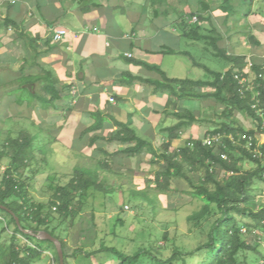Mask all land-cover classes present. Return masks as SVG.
I'll use <instances>...</instances> for the list:
<instances>
[{
	"label": "trees",
	"instance_id": "obj_1",
	"mask_svg": "<svg viewBox=\"0 0 264 264\" xmlns=\"http://www.w3.org/2000/svg\"><path fill=\"white\" fill-rule=\"evenodd\" d=\"M236 1L247 2L245 3L249 5L247 10L250 11L253 0H220L217 9L229 17L233 15L231 13L236 12V8L233 7ZM197 5L196 11L178 16L174 25L180 38L202 44L203 48L214 57L229 63V67L223 72L213 71L196 62L189 52L183 51L180 53L191 58L193 66L202 68L208 74L207 80L168 78L158 66L150 65L147 67L158 73L161 79L143 81L152 86L154 91L168 92L177 99L213 98L225 105L223 111L225 116L231 117L236 113L245 115L252 120L254 128L245 131L231 123L222 122L219 128L206 134L207 136L224 134L226 136L223 139L224 148L203 146L201 140L192 139L177 150H172L169 142L163 143L161 152L157 154L163 165L155 176L156 188L165 192L170 188L173 179L181 178L192 188L191 196L203 203L202 207L188 216L187 220L195 228H200L203 221H209L212 214L216 213L215 219L209 222L205 242L188 252L174 250L164 259L151 248H140L129 255L101 242L97 250H78L82 254V259L88 264H102L97 259L98 255L107 258L103 264H144V262L187 264L196 255L201 256L198 264H242L238 257L239 253L245 251L257 253L255 247L242 239V228L237 217L250 219L255 231L264 230V207L255 211L247 206L253 200L254 183L261 182L264 185L262 180L264 143L258 144L256 140V136L264 134V63L254 62L250 72H246L245 56L227 54V51L219 46L222 36L211 24V14H208L212 10L210 3L206 0H197ZM6 8L7 13L1 25L6 30L13 28L18 31V24L11 16L12 4L6 3ZM193 17L197 20L192 23L190 20ZM206 23L209 28H204ZM18 38L22 40L24 48L27 45L32 48V58L40 54L35 39L29 38L24 32L18 33ZM249 38L252 40L254 37L249 36ZM168 52L174 53L173 50ZM32 58L29 61L25 56L17 71L9 74L8 78L0 77V83L9 81L12 89L8 95L14 96V103L18 106H39L44 111L59 109L68 87H59L53 73L41 68L40 65L38 71H34ZM242 77H246L248 83L241 85L239 79ZM36 86H39L38 92H35ZM204 87L213 88V91L201 94L199 90ZM59 104L61 105L58 106ZM173 115L178 122L166 129L170 133L169 139L176 137V131L182 127L199 120L193 112L187 110ZM93 118L94 123L81 132L79 139L86 133L102 129L104 119L95 116ZM114 126L116 130L108 139L93 134L88 146L92 147L99 141H106L123 147L111 154L99 149L98 152L103 158L102 160L93 158L92 168L75 167L65 184L54 187L47 209L45 205L33 200L29 193L28 182L31 177L26 174L33 172L34 152L45 153L46 146L39 143L40 134L51 129L46 127L45 130L40 126L41 132L30 133L20 130L15 137L6 135L0 150V159L7 160L6 167L0 174V206L5 207L0 209V264H31L39 259L42 251L53 252V263L59 264L53 243L22 233L15 223L14 216L18 218L22 229L32 231L34 234L44 231L58 239L62 246L64 264H69V258L78 251L69 252L68 246L57 233L58 225L67 224L70 227L73 225L90 191L107 193L100 178V172L111 169L106 158L108 156L114 160L121 156L129 158L141 155L143 152L156 154L152 145L139 137L128 124L114 121ZM1 133L0 131V136ZM228 135L234 137L235 143L227 138ZM243 136L252 138V148H256L259 155H254L245 148L246 141L242 139ZM221 154H225L227 159L223 160ZM244 162L252 164L253 169L244 170L242 165ZM220 173L223 174L221 178H219ZM195 174L199 176L197 182L193 179ZM55 222L57 224L52 226ZM40 243L46 244L44 250ZM89 243L91 244V241Z\"/></svg>",
	"mask_w": 264,
	"mask_h": 264
},
{
	"label": "crops",
	"instance_id": "obj_2",
	"mask_svg": "<svg viewBox=\"0 0 264 264\" xmlns=\"http://www.w3.org/2000/svg\"><path fill=\"white\" fill-rule=\"evenodd\" d=\"M6 1L12 4L11 16L18 24V31L10 28L15 45H22L18 38L21 32L36 40L40 52L36 58H32V48L28 45L24 48L26 58L33 59V70L38 71L40 65L53 73L59 87H68L62 106L59 104V109L49 110L56 114L53 117L56 122L65 118L75 120L66 123L63 132L68 135V129L78 130L75 138H66L71 141V150L78 152L82 146H87L93 134L108 139L116 130L114 121L128 124L152 145L154 151L166 142L172 150H177L189 140H200V127L192 124L182 127L176 131V137L169 139L170 133L166 129L178 122L173 114L188 110L186 103L191 100L154 91L143 81L161 79L147 67L150 65L158 66L168 78L184 79L170 74L169 64L173 60L166 57L181 56L184 40L174 24L181 14L198 9L197 0ZM206 1L212 8L208 13L211 24L222 36L219 46L227 54L242 55L261 64L259 53L264 50V40L255 38L256 33L253 35L252 31L260 26L258 31L264 37V12L260 11L258 15L256 9L264 6V0H253L249 12L247 2L236 1L233 3L236 12L229 17L217 9L220 0ZM61 28L70 33L54 41L53 32ZM204 28L209 25L204 24ZM249 36L254 38L250 40ZM244 38L249 40V45ZM111 97L114 103L109 102ZM94 116L104 119L102 129L86 133L79 139L81 132L94 123ZM169 118L175 121L170 122ZM58 127L63 128V125ZM98 143L105 145L97 146ZM92 147L95 152L110 148L108 153L111 154L123 146L99 141ZM143 154L129 158L121 156L116 160L108 156L106 160L117 165L119 160L135 159Z\"/></svg>",
	"mask_w": 264,
	"mask_h": 264
},
{
	"label": "rangeland",
	"instance_id": "obj_3",
	"mask_svg": "<svg viewBox=\"0 0 264 264\" xmlns=\"http://www.w3.org/2000/svg\"><path fill=\"white\" fill-rule=\"evenodd\" d=\"M8 2L10 1L0 0V77L3 78L15 73L25 57L24 47L22 45L17 47L14 43L13 30L10 28L6 30L1 25L7 13ZM215 4L216 1L212 2V6ZM256 9L258 15V12H264V6L261 8L257 6ZM259 28L261 27L251 33L253 35L256 33L254 37L263 41L264 37L260 35ZM244 41L248 43L247 45L250 44L247 38H244ZM190 44L189 41H182L181 50L189 52L196 62L216 72H223L229 67V63L214 57L203 48L202 44ZM259 54L262 56L259 60L263 64L264 50ZM166 58L173 60L169 64L172 76L192 80L209 78L202 68L194 67L192 59L186 55ZM250 61L252 64L255 62L252 58ZM11 89L12 85L9 81L0 83V131L2 132L0 150L8 134L15 137L20 130L36 133L41 132V127L51 129L40 134L39 143L46 146L45 153L34 152L33 172L26 174L31 177L28 181L30 195L35 202L45 205L47 209L54 187L65 184L75 167L92 168L94 167L92 157L102 160L103 156L98 151L95 152L94 147L88 145L82 146L78 152L71 150L69 137L75 138L78 130L68 129V135L63 132L66 129L65 124L75 120L65 118L61 122H56L53 118L56 114L52 110L44 111L39 106H18L14 103V96L8 95ZM38 91L39 86H36L35 92ZM212 91L213 88L209 87L199 90L201 94ZM187 100L191 101L186 103V109L199 118L192 125L200 127V140L207 136V132L219 128L222 122L231 123L245 131L254 128L252 120L245 115L236 113L231 117L225 116L223 114L225 105L213 98ZM118 106L121 107L122 104ZM168 121L175 119L169 118ZM59 124L63 125V128H59ZM256 140L258 144L264 143V134L256 136ZM104 145V143L97 144L102 147ZM107 150L110 152L111 149ZM161 150L162 146L155 155L144 152L139 158L119 160L117 165L109 162L111 169L100 172L107 193L90 191L73 225L71 227L67 224L58 225L57 233L68 246L69 252L97 250L99 244L103 242L129 255L140 248H151L164 259L174 250L188 252L205 242L209 222L215 219L216 213L212 214L209 221H203L200 228H195L187 218L198 211L203 203L191 196L190 185L178 178L172 180L170 188L165 192L156 188L155 176L163 165L157 155ZM6 164L5 158L0 159V174ZM242 165L244 170H252L254 167L249 162H244ZM222 176L223 174L220 173L219 178ZM193 179L197 182L199 176L195 174ZM252 193L253 200L247 206L257 211L264 207V185L255 182ZM237 221L242 228V239L257 250V253L251 251L239 253L240 261L242 264H264V230L255 231L253 222L248 218L237 217ZM56 224L55 222L52 226ZM40 246L44 250L46 244L40 243ZM81 255L78 251L76 255L71 256L69 264H88ZM97 259L102 264L107 260L101 255H98ZM200 259L201 256L196 255L187 264H198ZM31 264H56L53 263V252L42 251L39 259ZM144 264L150 263L144 262Z\"/></svg>",
	"mask_w": 264,
	"mask_h": 264
},
{
	"label": "built area",
	"instance_id": "obj_4",
	"mask_svg": "<svg viewBox=\"0 0 264 264\" xmlns=\"http://www.w3.org/2000/svg\"><path fill=\"white\" fill-rule=\"evenodd\" d=\"M197 18L196 17H193L190 22H196ZM70 32L61 28V29H57L53 32V35H52V39L54 41H59L61 40L63 37H65L67 34H69ZM127 57H131L130 54H127ZM252 62L249 60V59H246V66H245V71L246 72H250V69L252 67ZM239 83L241 85H244L246 83H248V79L246 77H242L239 79ZM257 94V93H256ZM109 102L110 103H114V98H109ZM260 112V111H259ZM264 127V125H263ZM226 136L224 134H220V133H217L215 135H212V136H206L204 137L202 140H201V143L203 146H207V147H217V146H222L223 148L225 147L224 146V143H223V139L225 138ZM227 138L232 142V143H235V140H234V137L231 136V135H228ZM242 139L244 141H246V145H245V148L247 150H250L252 151V153H254V155H259V152L256 148H252L253 146V140L251 137H247V136H243ZM221 158L223 160H226L227 159V156L225 154H221ZM262 180L264 182V170L262 172Z\"/></svg>",
	"mask_w": 264,
	"mask_h": 264
},
{
	"label": "water",
	"instance_id": "obj_5",
	"mask_svg": "<svg viewBox=\"0 0 264 264\" xmlns=\"http://www.w3.org/2000/svg\"><path fill=\"white\" fill-rule=\"evenodd\" d=\"M0 209H5V207L0 206ZM14 220H15V223H16L18 229L22 233L33 236L38 240H42V241L48 240V241L52 242L54 247H55L58 259H59V264H64V255H63V251H62V246H61V243L59 242L58 239L52 237L50 234H48L47 232H44V231H41L38 234H34L32 231H26V230L22 229V227L20 226L19 220L16 216H14Z\"/></svg>",
	"mask_w": 264,
	"mask_h": 264
}]
</instances>
